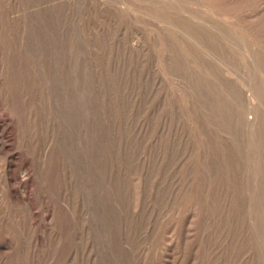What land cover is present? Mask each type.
Segmentation results:
<instances>
[{"label": "rangeland", "instance_id": "rangeland-1", "mask_svg": "<svg viewBox=\"0 0 264 264\" xmlns=\"http://www.w3.org/2000/svg\"><path fill=\"white\" fill-rule=\"evenodd\" d=\"M0 264H264V0H0Z\"/></svg>", "mask_w": 264, "mask_h": 264}]
</instances>
